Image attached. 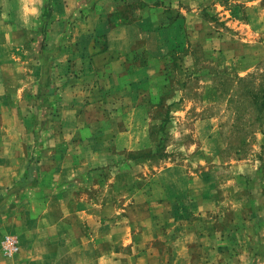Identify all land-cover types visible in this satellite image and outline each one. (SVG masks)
<instances>
[{
	"label": "rangeland",
	"instance_id": "374dc122",
	"mask_svg": "<svg viewBox=\"0 0 264 264\" xmlns=\"http://www.w3.org/2000/svg\"><path fill=\"white\" fill-rule=\"evenodd\" d=\"M161 7L154 15L166 22L156 41L140 33L126 63L111 58L108 70L92 74L90 84L100 86L77 101L74 123L57 114L60 97L51 92L38 99V122L13 126L8 142L20 151L0 152V162L10 161L18 178L0 185V222L5 215L14 229H0V264L66 258L61 241L81 250L70 257L89 244L92 260H107L95 249L103 226L109 235L131 229L149 238L159 264L180 239L193 264H223L226 251L264 264V0H167ZM133 8L121 16L130 20ZM81 16L61 28L56 47L43 43L41 66L52 72L46 86L79 82L81 66L93 65L81 57L77 69L71 60L61 67L53 57ZM46 24L37 20L38 37L44 28L47 38ZM34 49L33 41L23 60L29 66ZM22 227L37 229L41 246L20 243L35 238L20 237ZM6 236L16 239L11 255L2 249ZM211 243L219 253L193 250ZM128 246L109 248L116 253L108 258L130 257Z\"/></svg>",
	"mask_w": 264,
	"mask_h": 264
},
{
	"label": "crops",
	"instance_id": "0c3cea01",
	"mask_svg": "<svg viewBox=\"0 0 264 264\" xmlns=\"http://www.w3.org/2000/svg\"><path fill=\"white\" fill-rule=\"evenodd\" d=\"M167 0H0V119L3 122V132L0 133V152L4 154L18 153L19 147L12 145L8 142L12 138L11 132L13 126L16 127L20 121L34 120L38 122L36 116L40 115V104L39 100H46L45 94L50 96L51 92L59 95L57 99V105L62 107L59 109L57 114L62 116H68L65 120L71 123L74 118L77 101L85 98V91L89 88H98L99 82L90 84V76L92 74L99 75L98 71L104 72L109 69V64H112L111 58L116 62L126 63L125 60L128 57L129 49L134 41L142 34L143 38L149 40L150 38L154 41L160 33L162 24L166 22V17L162 15H154L155 12H159L162 9V2ZM173 2L174 0H170ZM50 3L51 12L47 15V18L42 17V10L44 9L45 3ZM133 7V15L130 20L124 19L121 14L128 11ZM156 10V11H155ZM83 13V16L78 17L80 22L77 21L73 28V38L71 41L63 39L62 46L58 48L57 54H54L58 65L61 67L65 66L66 60H71V64L74 65L77 58L86 57L93 62V65L85 63L82 66L80 73L82 77L79 82L73 79H69L67 84H60L57 86L43 84L46 80V76L51 75L52 72L43 69L41 63L43 61L44 42L49 45L55 44L59 41L61 34L59 33L61 28L62 31L66 26H72L76 21L77 14ZM47 22L49 25V34L45 39L44 28L41 29L43 34L42 37H38V34L33 31L37 26V20ZM125 20V21H124ZM46 24V25H47ZM40 30V32H41ZM160 31V32H159ZM41 33H39L40 35ZM45 40V41H44ZM35 43V53L32 54L33 61L32 66L28 61H23L28 53L27 46L30 43ZM58 44H55L56 47ZM101 46V48H100ZM75 48V49H72ZM29 58V55H27ZM43 64V63H42ZM35 65V66H33ZM90 65V66H89ZM33 67V68H32ZM59 67V66H58ZM70 70V66H67ZM80 68V67H79ZM78 68V69H79ZM145 70L150 69V66L144 68ZM58 68L53 70L55 75L58 74ZM68 72V71H67ZM72 75V72L71 74ZM84 80V81H82ZM86 80V81H85ZM83 82V83H81ZM45 85V86H44ZM84 89V92L82 90ZM53 90V91H52ZM64 91V92H63ZM87 94H90L87 92ZM39 99V100H38ZM31 111V112H30ZM42 115V114H41ZM55 115V114H54ZM29 119V120H28ZM10 161L0 162V185L3 184L4 189L11 186L13 180L18 177L15 175ZM0 186V191L3 187ZM8 192V191H7ZM9 192L7 197H10ZM4 219L3 224L0 222V229L4 232H8L14 229L10 227L6 222V216H2ZM18 224V227L22 225ZM148 229V228H147ZM37 230V229H35ZM29 231L23 227L20 228V237L23 233L27 236L28 233L35 236L34 240L30 242V246L27 245L26 241L19 239V242L25 244L27 248L31 245H37L38 234L37 232ZM109 228L103 226L100 227L98 233V245L95 249L102 251L107 260L101 259L100 261L92 260L91 245L83 247V253L81 257L75 258L70 257L73 251L80 254L81 250H74L68 243L63 244L65 251H67L66 258L56 256L47 260V264H113L120 261L121 264H159L160 253L156 247H153L149 241L145 243V240H149L146 236H138L132 234L131 229H128V235L125 236L120 229L114 236L109 235L107 231ZM146 230V228H145ZM35 231V232H34ZM150 230H147L149 234ZM0 232V236L3 235ZM65 235L60 238L69 239L70 234L64 232ZM146 234V232H144ZM24 235V236H25ZM244 235V234H243ZM23 236V237H24ZM96 236V235H95ZM134 241H133V240ZM66 240V241H67ZM39 244V243H38ZM131 250L130 257H122L120 253L115 258H108V253H116V250L109 251V248L114 249L118 247L123 249L127 247ZM133 245V246H130ZM25 248V249H27ZM32 248V247H31ZM24 250V246L21 247ZM36 249V248H35ZM88 249V250H86ZM91 249V250H89ZM179 250L174 251L173 257H164L163 264H193L190 263L188 254L184 251L187 250L186 242L180 239ZM210 249L212 253H219L221 247L215 244H209L208 247L205 245L197 244L193 247V250ZM177 250V249H175ZM192 251V250H191ZM31 254V253H30ZM231 255L226 251L223 264H252L253 260L249 257L239 258ZM163 260V258H162ZM214 264V261H212ZM19 264L21 261H19ZM38 263V261L36 262ZM196 264V263H194Z\"/></svg>",
	"mask_w": 264,
	"mask_h": 264
},
{
	"label": "built area",
	"instance_id": "2783aa9c",
	"mask_svg": "<svg viewBox=\"0 0 264 264\" xmlns=\"http://www.w3.org/2000/svg\"><path fill=\"white\" fill-rule=\"evenodd\" d=\"M2 249L6 255H11L17 250L16 239L6 236L2 241Z\"/></svg>",
	"mask_w": 264,
	"mask_h": 264
},
{
	"label": "trees",
	"instance_id": "16d2710c",
	"mask_svg": "<svg viewBox=\"0 0 264 264\" xmlns=\"http://www.w3.org/2000/svg\"><path fill=\"white\" fill-rule=\"evenodd\" d=\"M50 3H45L44 5V9L42 10V17L43 18H47V15L51 12L50 10ZM262 108H264V99H263V102H262V105H261Z\"/></svg>",
	"mask_w": 264,
	"mask_h": 264
}]
</instances>
